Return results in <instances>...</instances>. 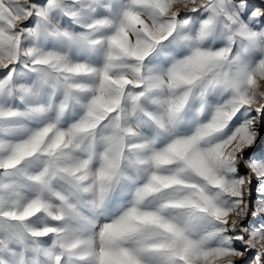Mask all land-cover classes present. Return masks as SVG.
<instances>
[{
	"label": "snow or ice",
	"instance_id": "obj_1",
	"mask_svg": "<svg viewBox=\"0 0 264 264\" xmlns=\"http://www.w3.org/2000/svg\"><path fill=\"white\" fill-rule=\"evenodd\" d=\"M0 264H264V0H0Z\"/></svg>",
	"mask_w": 264,
	"mask_h": 264
}]
</instances>
